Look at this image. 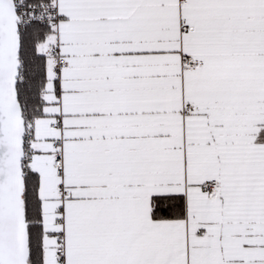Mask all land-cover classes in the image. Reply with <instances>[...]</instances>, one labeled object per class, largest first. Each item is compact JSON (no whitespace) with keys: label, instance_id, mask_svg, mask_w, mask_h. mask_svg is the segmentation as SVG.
<instances>
[{"label":"snow or ice","instance_id":"obj_1","mask_svg":"<svg viewBox=\"0 0 264 264\" xmlns=\"http://www.w3.org/2000/svg\"><path fill=\"white\" fill-rule=\"evenodd\" d=\"M0 264H264V0H0Z\"/></svg>","mask_w":264,"mask_h":264}]
</instances>
